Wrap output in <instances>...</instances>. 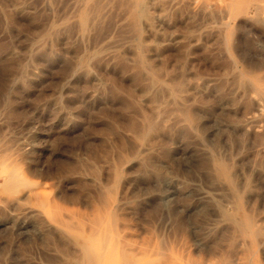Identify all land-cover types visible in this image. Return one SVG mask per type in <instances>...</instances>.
<instances>
[{
	"label": "rangeland",
	"instance_id": "rangeland-1",
	"mask_svg": "<svg viewBox=\"0 0 264 264\" xmlns=\"http://www.w3.org/2000/svg\"><path fill=\"white\" fill-rule=\"evenodd\" d=\"M101 220L128 264H264V0H0V264Z\"/></svg>",
	"mask_w": 264,
	"mask_h": 264
},
{
	"label": "bare ground",
	"instance_id": "bare-ground-1",
	"mask_svg": "<svg viewBox=\"0 0 264 264\" xmlns=\"http://www.w3.org/2000/svg\"><path fill=\"white\" fill-rule=\"evenodd\" d=\"M221 174L224 178H226V176H227L226 172H224L222 170ZM8 175H7V172H5V171L2 174V177L4 179V183H6V185L10 181L9 178L11 179V177H12V176L8 177ZM17 181H18V179H17ZM19 184H22V183H19ZM68 222H70V221H68ZM68 222H66V223H68ZM63 224H65V223H63ZM77 224H79V223H77ZM250 224L251 223L249 220L245 221V223L243 225L244 231L248 230V228L250 227ZM112 226L113 225H111L110 223H106V222H105V224H103L102 220L98 221L92 225L82 224V225L78 226L79 228H76V229H74V228L77 226H75L74 228H71L72 226L70 227V224L65 225L66 230L70 233L73 241L80 248V250L79 249L78 250L80 251L79 253H81L80 254L81 256L79 255L80 257L78 259L76 258L78 264H106V263L107 264L108 263L109 264H126V263L128 264V262H129L128 256L129 255H127L128 253L126 254V251L129 248L127 247L128 249L126 248L127 250H125V248H124L125 245L122 246V244H121V240H120L121 238L118 239V238H116V236L112 237V236H114L111 232L113 230V229L111 230ZM65 231H64V233H65ZM249 232H250L251 236L253 237V239L256 240L258 232L257 231H249ZM130 251H131V249H130ZM137 260L138 259H136L135 261H137ZM131 264H133V263H131Z\"/></svg>",
	"mask_w": 264,
	"mask_h": 264
}]
</instances>
